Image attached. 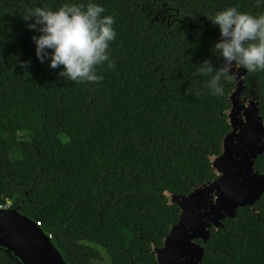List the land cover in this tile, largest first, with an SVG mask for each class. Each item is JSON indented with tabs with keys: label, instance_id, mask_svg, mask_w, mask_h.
<instances>
[{
	"label": "trees",
	"instance_id": "trees-1",
	"mask_svg": "<svg viewBox=\"0 0 264 264\" xmlns=\"http://www.w3.org/2000/svg\"><path fill=\"white\" fill-rule=\"evenodd\" d=\"M88 0H0V204L52 235L66 264H158L180 208L167 194L187 195L215 178L210 157L221 154L231 127L225 96L208 94L209 77L193 75L218 27L204 15L227 7L260 14L252 0H93L114 17L113 67L99 83H75L35 55L38 35L22 17ZM24 65L23 67L21 65ZM62 68V66H61ZM264 119V71L247 73ZM17 151H20L18 158ZM264 174V153L255 164ZM211 229L202 264H264V195ZM99 250V251H98ZM0 264H16L0 250Z\"/></svg>",
	"mask_w": 264,
	"mask_h": 264
},
{
	"label": "water",
	"instance_id": "water-1",
	"mask_svg": "<svg viewBox=\"0 0 264 264\" xmlns=\"http://www.w3.org/2000/svg\"><path fill=\"white\" fill-rule=\"evenodd\" d=\"M245 70L237 72L238 83L230 95L221 154L210 157L215 176L187 195L167 194L170 204L180 208L179 221L171 226L161 248H153L158 264H202L211 229L224 228V220L235 218L239 208L250 207L264 195V174L255 169L264 153V119L255 94L241 100L246 89ZM240 77L242 79L240 80ZM0 250L16 264H66L53 240L40 226L17 209H0Z\"/></svg>",
	"mask_w": 264,
	"mask_h": 264
},
{
	"label": "clouds",
	"instance_id": "clouds-1",
	"mask_svg": "<svg viewBox=\"0 0 264 264\" xmlns=\"http://www.w3.org/2000/svg\"><path fill=\"white\" fill-rule=\"evenodd\" d=\"M262 5L264 0H252L253 7ZM104 12L102 5L88 0L86 4L64 3L56 10L38 6L22 18L31 20L27 27L39 33L31 40L41 63L47 61L48 67L60 68L57 75L68 81L99 83L103 75L97 68L105 62L107 68L113 67L109 44L116 38L114 17L102 15ZM204 16L218 27L220 38L210 51L219 53L224 65L214 69L205 59L192 74L210 76L205 82L208 94L223 97L226 85L235 80L240 69L249 74L264 71V12L253 14L227 7Z\"/></svg>",
	"mask_w": 264,
	"mask_h": 264
},
{
	"label": "flooded vegetation",
	"instance_id": "flooded-vegetation-1",
	"mask_svg": "<svg viewBox=\"0 0 264 264\" xmlns=\"http://www.w3.org/2000/svg\"><path fill=\"white\" fill-rule=\"evenodd\" d=\"M241 70H243V69H240L239 71H237V72H241ZM237 72L235 73V74H237ZM246 75H247V73L245 74V76H244V83H245V85L247 86V79H246ZM242 79V77H240V80ZM238 83V79L236 78V75H235V84H234V88H232V90L233 89H235L236 88V84ZM254 94V91L253 90H251L249 87L248 88H246V89H244L243 90V92H242V96H241V100L243 101V102H245V103H247V102H250V100L249 99H251V97H252V95ZM255 169H256V167H255ZM257 170V169H256ZM258 171V170H257ZM259 172V171H258ZM261 174V173H260ZM217 176H215V178H216ZM214 178V179H215ZM213 179V180H214ZM212 180V181H213ZM212 181H210V182H212ZM15 206H13V208H14ZM199 241V240H198ZM199 243V242H198ZM200 244V243H199ZM202 246H205V245H202ZM153 248H155V247H153ZM153 248H152V253L155 255V253L153 252ZM206 248V247H205ZM99 251V250H98ZM99 255H100V257L99 258H97L96 257V259L94 258V257H92L91 258V262L92 263H94V264H111V262H112V254H110V253H108L107 251H104V253L103 252H100L99 253Z\"/></svg>",
	"mask_w": 264,
	"mask_h": 264
},
{
	"label": "built area",
	"instance_id": "built-area-1",
	"mask_svg": "<svg viewBox=\"0 0 264 264\" xmlns=\"http://www.w3.org/2000/svg\"><path fill=\"white\" fill-rule=\"evenodd\" d=\"M14 204L12 201H7L6 203L0 204V209H11L13 208ZM40 223H37V226H40ZM49 238L52 239V235H48Z\"/></svg>",
	"mask_w": 264,
	"mask_h": 264
},
{
	"label": "rangeland",
	"instance_id": "rangeland-1",
	"mask_svg": "<svg viewBox=\"0 0 264 264\" xmlns=\"http://www.w3.org/2000/svg\"><path fill=\"white\" fill-rule=\"evenodd\" d=\"M20 151H17V155H18V158H20V153H19Z\"/></svg>",
	"mask_w": 264,
	"mask_h": 264
}]
</instances>
